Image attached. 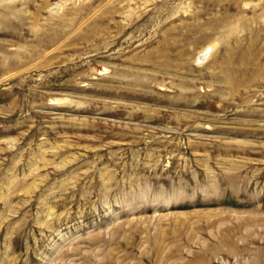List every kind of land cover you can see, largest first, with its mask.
Wrapping results in <instances>:
<instances>
[{"label": "rangeland", "instance_id": "obj_1", "mask_svg": "<svg viewBox=\"0 0 264 264\" xmlns=\"http://www.w3.org/2000/svg\"><path fill=\"white\" fill-rule=\"evenodd\" d=\"M0 264H264V0H0Z\"/></svg>", "mask_w": 264, "mask_h": 264}, {"label": "bare ground", "instance_id": "obj_2", "mask_svg": "<svg viewBox=\"0 0 264 264\" xmlns=\"http://www.w3.org/2000/svg\"><path fill=\"white\" fill-rule=\"evenodd\" d=\"M212 49H213V47H211V46H208L205 49H203L201 51V54H200V59H204L205 60L209 56V53L211 52Z\"/></svg>", "mask_w": 264, "mask_h": 264}]
</instances>
